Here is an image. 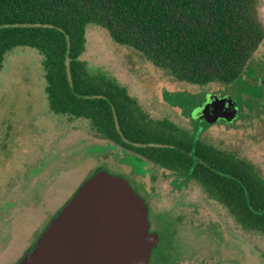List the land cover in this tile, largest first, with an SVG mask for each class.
I'll use <instances>...</instances> for the list:
<instances>
[{"label":"rangeland","instance_id":"374dc122","mask_svg":"<svg viewBox=\"0 0 264 264\" xmlns=\"http://www.w3.org/2000/svg\"><path fill=\"white\" fill-rule=\"evenodd\" d=\"M257 10L264 24V0ZM80 59L122 85L151 118L246 159L264 177V39L229 84L177 80L95 23L86 26ZM41 61L37 49L15 46L0 67V264H16L99 168L126 178L147 203L150 230L161 238L149 264H264V234L242 229L197 183L101 138L87 119L52 112ZM208 92L230 94L237 118L194 119Z\"/></svg>","mask_w":264,"mask_h":264},{"label":"trees","instance_id":"16d2710c","mask_svg":"<svg viewBox=\"0 0 264 264\" xmlns=\"http://www.w3.org/2000/svg\"><path fill=\"white\" fill-rule=\"evenodd\" d=\"M258 3L0 0V67L15 46L37 49L52 112L87 119L101 138L194 181L242 229L264 234V177L250 162L195 141L189 130L166 118H151L122 85L103 72H90L80 59L86 26L95 23L177 80L229 84L264 39Z\"/></svg>","mask_w":264,"mask_h":264},{"label":"water","instance_id":"95a60500","mask_svg":"<svg viewBox=\"0 0 264 264\" xmlns=\"http://www.w3.org/2000/svg\"><path fill=\"white\" fill-rule=\"evenodd\" d=\"M264 84V79L258 80ZM208 124L238 116L230 94L208 92L191 112ZM149 207L122 176L97 169L57 211L16 264H149L160 235Z\"/></svg>","mask_w":264,"mask_h":264},{"label":"flooded vegetation","instance_id":"af4514ba","mask_svg":"<svg viewBox=\"0 0 264 264\" xmlns=\"http://www.w3.org/2000/svg\"><path fill=\"white\" fill-rule=\"evenodd\" d=\"M258 78H259L258 80H260V76H259V75H258ZM263 86H264V85H263Z\"/></svg>","mask_w":264,"mask_h":264}]
</instances>
